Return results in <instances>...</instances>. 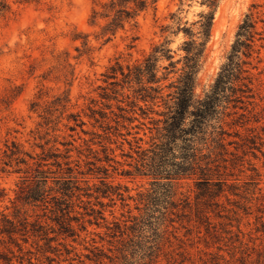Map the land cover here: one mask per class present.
<instances>
[{"label": "rangeland", "instance_id": "374dc122", "mask_svg": "<svg viewBox=\"0 0 264 264\" xmlns=\"http://www.w3.org/2000/svg\"><path fill=\"white\" fill-rule=\"evenodd\" d=\"M111 1L6 0L0 12V264H264V0H148L118 29L107 27L119 10ZM247 16L251 56L238 55L246 79L231 78L194 150L177 141L169 157L168 171L183 158L192 171L152 176L185 44L203 50L194 77V100H203ZM148 58L162 99L140 101L146 79L106 81ZM37 171L46 189L68 177L78 187L71 232L54 221L53 202L23 199L41 184ZM7 222L19 232L1 233Z\"/></svg>", "mask_w": 264, "mask_h": 264}, {"label": "trees", "instance_id": "16d2710c", "mask_svg": "<svg viewBox=\"0 0 264 264\" xmlns=\"http://www.w3.org/2000/svg\"><path fill=\"white\" fill-rule=\"evenodd\" d=\"M211 7H215L217 0H208ZM148 0H112L110 4V10L113 11L116 7H119L114 14L111 23L107 26L108 28L115 27V29L122 28L124 23L134 20L138 13L144 11L147 8ZM7 9L6 0H0V12ZM110 11V12H111ZM109 17V16H105ZM212 14L208 17H204V22L201 24L200 28L202 30L205 38H208L210 33V27L212 24ZM106 31H112V29H106ZM254 36V23L251 17L247 16L245 21L239 27V31L236 35V42L232 47V51L228 57V65H224L212 86L210 92L206 94L203 100H194V77L196 70V58H198L201 50H197L196 53H191L193 50L190 44H185L186 46V66L185 71L180 76L179 80L174 86L175 91L172 95H167L169 98L170 105L165 109V113H162V128L159 132L158 143H154L153 151H151L152 157L150 161L151 175L154 177L165 174L168 176L170 172L174 174L184 175L187 171H192L190 164L188 165V158L182 161L180 167L177 171L167 170L170 164L169 157L173 153V148L176 146V142L180 141L182 147L179 150L189 153L194 150L193 143L194 138L197 135H202L204 133L205 126L208 120L216 116L217 108L221 99L228 100V96H225L226 91L231 92V88L227 86L231 84V78L237 81H243L246 78H240L246 71L243 70L245 63L240 62L239 54L240 50L244 48L246 52L242 53L246 58L251 56L252 40ZM243 39V40H242ZM189 47V48H188ZM168 53L169 51H161ZM234 60L236 63H234ZM151 60L148 58L144 61V67H137L135 71H116L111 69L106 81H113L117 79L118 73L122 78L130 83L135 80L137 84L141 85L146 79L145 84L150 85V87H141L137 93H139L140 101L143 103L154 102L157 99H162V89L159 87L153 88L151 85L158 84L161 79L157 78L156 65H151ZM156 60L153 61L155 63ZM235 70V71H233ZM132 79V80H130ZM164 80V78H163ZM244 87H240L237 91L232 92V97L236 95V92L244 94ZM242 96L235 97L232 102H240ZM231 98V97H230ZM220 99V100H219ZM162 101V100H161ZM169 104V103H167ZM187 119H189L188 123ZM159 123V121L157 122ZM220 135H223L221 132ZM15 153L11 152L10 156H14ZM23 163V162H22ZM187 165V166H186ZM171 167V165H170ZM45 172H36V177L39 178L41 184L36 185L34 189H27L26 195L23 198L28 203H44L51 201L54 204V213L59 214V216L54 219L56 224H58L59 229L65 232H71L69 217L70 204L69 198H71L74 190H78L76 184L72 179L64 178L62 180L55 181V185L58 187L55 191L53 189H46L47 177L44 176ZM203 176V175H202ZM209 179H199L197 184H208ZM220 183H216L214 186H218ZM25 192V191H24ZM10 228L2 230L1 233L5 234H16V226L8 223Z\"/></svg>", "mask_w": 264, "mask_h": 264}]
</instances>
